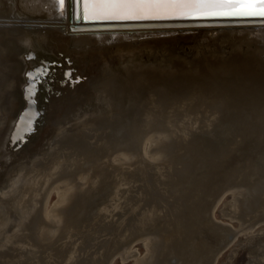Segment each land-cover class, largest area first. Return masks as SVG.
Listing matches in <instances>:
<instances>
[{
  "label": "bare ground",
  "instance_id": "obj_1",
  "mask_svg": "<svg viewBox=\"0 0 264 264\" xmlns=\"http://www.w3.org/2000/svg\"><path fill=\"white\" fill-rule=\"evenodd\" d=\"M58 3L0 0V93L8 96L0 104V123L5 127L14 124L12 93H37L34 107L39 110L41 132L38 141L30 142L27 154L39 148L40 158L53 150L48 144L46 148L38 146L47 133L51 142L53 137L57 139L53 143L57 147L70 136L88 141L92 131L100 127L110 128L107 132L113 133L102 131L99 143L106 141L115 147L107 167L97 165L105 152L81 156L78 162L82 168L75 175L68 174L78 153L51 159L53 163L64 160L57 171L62 179L44 178L38 195H34L46 194L43 223L35 227V241L45 245L60 240L66 229L87 227L91 221L101 223L95 230H105V223L115 222L118 229L111 237L110 255L101 253L105 248L98 250L86 256L91 264H111L117 255L122 261L134 255V264H214L217 252L235 235L228 226L231 235H220L213 223L214 210L227 191L225 188L222 194L216 184L211 186L215 180H209L212 157L221 160L216 164L233 166L232 178L245 172L227 189L233 193L232 188H236L238 193H233L231 218L237 219L246 233L264 222V163L256 166L264 158V138L258 139L256 128L257 119L264 125V71H257L247 60L254 48L262 47L264 51V39L252 42V34L246 32L262 31L264 26L208 27V31H229L218 36L214 43L219 44L214 46L207 35H194L190 41L181 34L179 42L170 43L173 36L133 34L146 30H69L67 19L59 17ZM237 30L244 32L232 33ZM184 31L179 29L178 33ZM191 42L194 46L186 45ZM85 44L89 47L82 53L81 49H68ZM93 62L97 65L95 76L80 86ZM179 78L192 80V89L175 94L172 84ZM231 82L234 86H224ZM243 82L242 88L239 85ZM46 87L55 95L50 105L42 104L44 93H50ZM73 92L81 96L67 106H54L74 97ZM8 100L11 107L4 105ZM50 107L55 109L48 112ZM44 110L47 114L43 118ZM123 117L128 121L118 125ZM57 130L62 134L60 138L54 134ZM109 150L107 147L106 152ZM36 161L8 165L0 183L12 172H34ZM55 189L57 202L65 204L59 210H55V204L46 214V202ZM207 198L210 203L205 201ZM34 208H28L31 218ZM250 214L253 216L247 219ZM38 215L37 210L35 218ZM11 234L0 241V255L9 254L24 236L23 231ZM221 238L223 246L218 245ZM138 241L144 242L142 257L132 251ZM82 245H75V255L66 259L80 263L76 253Z\"/></svg>",
  "mask_w": 264,
  "mask_h": 264
},
{
  "label": "rangeland",
  "instance_id": "obj_2",
  "mask_svg": "<svg viewBox=\"0 0 264 264\" xmlns=\"http://www.w3.org/2000/svg\"><path fill=\"white\" fill-rule=\"evenodd\" d=\"M32 19L33 18L28 20H32ZM19 20H24V19H19ZM34 21H37V18H34ZM22 28L34 29L35 27H22ZM228 32L229 31L222 32L218 36L221 37L222 34L224 35ZM96 34H100V33H96ZM96 34L93 36H96ZM181 34H183V36L186 37L184 33H176L174 35H170L169 37L173 36V39H171L170 43L179 42L178 37ZM218 36L212 37L207 35V38H210L211 41H213L211 43L212 44L211 46L219 44L218 42L214 43V40H216ZM193 37L187 36L185 39L192 41L194 39ZM250 39L252 42L253 41L256 42L258 40L261 41L262 39H264V30L262 34L251 36ZM263 43H259V44L261 45ZM105 44L108 43L105 42ZM188 44H193V43L192 42L187 43L186 45ZM87 46L88 45L86 44L83 47L82 45L69 46L68 49L70 50L72 49L74 51L81 49L80 53H82L83 52L82 50L86 49ZM111 46H115V45H110L109 47ZM192 46H194V44ZM253 46L252 48H254ZM58 54L60 55V53ZM61 54H62L61 56L64 57L63 53ZM249 56L250 59L247 60L251 61L252 64L256 66V70L264 71L263 48L261 47L257 50L254 48V50L253 51L251 50V52L249 53ZM28 58H31V56ZM64 58L67 59V56H65ZM132 61H136V60H132ZM89 68H91V70L87 72V74L89 75L84 77V81L80 84V86H83L84 82L90 81L95 76L94 69L97 68L95 62L91 63ZM84 69L85 68H83V70ZM191 81L192 80L186 78H179L175 80L172 84L173 90L177 92L175 94H184L186 91H190L192 89ZM244 85L245 82H243L239 86L243 88ZM224 86L232 87L234 86V84L233 82L226 84L224 83ZM47 88L48 87H46L45 89L50 91V93L49 94L44 93L45 98H44V102L42 103L43 105L52 104L53 97L55 96L52 93V90ZM12 94H13L12 97H14L13 102L16 108L18 107L17 110L18 112L15 113L16 111L15 108V111L11 113L12 121H14V124L11 123V125L9 126L6 125L5 127L4 123H0V137L2 136V140L0 141V158L2 159L0 160V179L2 178L5 170L8 168V165L9 167H11L12 165H15L17 162L20 163L21 161L22 162L25 161L27 163L29 162L34 163L36 159L37 161L35 163L36 170L34 172L32 171L26 174L18 173V172L12 174L13 173L12 172L8 174L6 179L0 183V241L3 238L10 237L12 235L11 232L13 233L17 231H23L24 233L23 238L19 239L11 247V252L9 254L0 255V264H76L74 258L71 259H66V258L67 256L75 255L74 253H72V251L75 250V245L77 244H83L81 247L77 249L76 254L81 258V261L78 264H83V261H85V264H91V258L86 259V256H92L96 254L98 250H101L103 248H105V252L103 251L101 253H105V255H110L109 251L113 243L111 242L112 240L111 237L113 238L115 237L113 235L114 231L118 229L117 227H115L116 226L115 222H111V224L105 223V230H95L96 226H101V223L96 221L89 222L87 227L85 226L79 228L72 227L64 231L60 240L54 239L53 241L45 245L37 243L35 241V235H34L37 232L35 228L37 224L43 223V216H41V213H43L42 209L45 205L44 203H45L46 194L41 192L39 197L37 196L34 197V195H38L39 188L43 184L44 178H51L53 181L62 179L61 175L57 171H59L60 166L64 163L63 162L64 160L62 161L58 159L56 162L53 163L51 162V159H53L56 155L61 156L64 154L71 155L78 153V157L76 159L77 162L75 163L74 166H71L69 168L70 172L68 174V175L70 174L75 175V173L82 168V166H79L80 163L78 162L81 156L90 155L92 153L95 154L96 152H105V156L101 158V161L98 162L97 165L99 168L107 167L110 162V156L113 155L114 153V151H112L111 149L115 147V144L106 141L105 144L104 143L100 144L99 143L100 137L98 135L102 131L107 132V129L109 130L110 128H105V129L103 127L95 128L94 131H92V135L87 139L90 142L81 140V138H77V137L73 138L70 136L69 138L67 137L68 139L64 144L58 145L57 147L53 146L54 145L53 143L56 142L57 139L53 137L51 142L50 140L51 135L47 133L45 137L40 141V144L38 146H40V148L42 147L46 148L45 145L48 144L49 146H51V149L53 148V150L45 153L47 155H43V157L38 158L37 153L39 148L31 149V151L27 154V152L30 150L28 149L30 146V142L34 143L35 140L38 141L41 132V126L39 125V119H40L39 110L36 109V107H34L35 96L37 93H12ZM72 94L74 95V97H72L69 100H66L64 103L63 102L60 103L59 105L55 103L54 106H58V108L62 106H67L70 102L74 101L76 98L81 96V93L73 92ZM6 95L7 94H5L4 100L7 99L8 97ZM215 96H217V94H215ZM18 97L21 98L19 101H18ZM187 98L192 99L196 97L189 96ZM4 105L12 106L13 104L10 105L8 100V103H5ZM53 109H55V107H50L48 109V112H50ZM210 110H214V109H210ZM52 113L54 115L56 112L53 111ZM46 114L47 112L43 114V118L45 117ZM221 115L224 116L223 112ZM125 120L126 122L128 121V119L126 118L124 119V117L123 119L121 118L118 125L122 121L125 122ZM262 127L264 128V125L262 124V122H260L257 119L256 128L259 132L257 134L258 137H260L258 138L260 140L261 138H264V129ZM119 128L116 129L118 130ZM260 131L263 133L261 134ZM107 133L111 135L113 132L111 130L108 131ZM3 134H6V137H3ZM54 134H58L57 136L59 138L62 135L60 133V130L55 131ZM107 147L111 150V151L109 150L110 151L109 153L106 152ZM120 148H122V146ZM211 159L212 160L210 161L214 160V162L211 164L210 167L211 169L209 168L210 169L209 173L211 172L209 180L212 181L215 179L213 184H211V186L216 184L218 186L219 192H221L222 194H225V192L227 191L224 197L222 196V198L219 200L220 203L218 202V205L214 210L215 221L213 223L216 222L215 225H217L216 227L220 235H222V233L223 236L225 237L231 235L227 233V226L228 228L230 227L231 230H234L233 233L235 235L234 239L229 245H227L225 248H222L217 252V256L214 264H248L249 262H258V261L259 263L264 264V259H263L264 258V248H263L264 222L258 223L256 226H254L255 228H253L250 231H247L246 233L243 232V227L242 225H240L238 220L231 218L234 215V213L232 212V208L234 206V202H233L234 200L232 197L235 195L233 193H235L236 195L238 193L235 192L236 188H232L234 190L233 193L231 191H229L230 193H228L229 190L228 188L231 187V185H233L234 179L238 180L239 177L245 173L244 170H242V172L238 175L233 174L236 176L237 179L232 178L230 175L231 173L230 170L233 168L232 165L224 167L221 164L215 163L221 160L215 157L214 159L213 157ZM242 163L243 162L240 161L239 165H242ZM263 163H264V158L261 161H257L256 166L262 167L261 164ZM110 168H112V166H110ZM206 174L208 173L206 172ZM52 180H49V182H51ZM225 188L226 191L224 192ZM31 200L33 201L35 200V201L33 203H30ZM57 200H58V194L56 192V189L51 190L50 196L47 200L48 202H46L47 204L44 209L46 210L45 211L46 214L49 213L52 208H54L55 204H58L56 206L58 209L55 210H59L64 206L65 203L63 204V206H60ZM205 201L208 202L209 199L207 198ZM31 206L35 207L33 210H31L34 212L32 218L31 216H28L30 213V210H28V208ZM37 210L39 215L35 218V214ZM252 216L253 214L248 215L247 219L248 218L250 219ZM20 222L21 225H19ZM221 225H223V227ZM225 237L223 238L226 243ZM223 238H221L222 241H219L220 243H218V245L221 244L223 246L225 244ZM104 241H105V246H104ZM132 251H136L139 257L144 256L145 254L144 242L138 241L137 243H135L132 246ZM83 256L85 259H83ZM111 264H134V255L126 261H122L120 259V256L117 255L113 257Z\"/></svg>",
  "mask_w": 264,
  "mask_h": 264
},
{
  "label": "water",
  "instance_id": "obj_3",
  "mask_svg": "<svg viewBox=\"0 0 264 264\" xmlns=\"http://www.w3.org/2000/svg\"><path fill=\"white\" fill-rule=\"evenodd\" d=\"M58 3L59 17H64L68 22L69 30H146L144 33H133L136 37H169L178 33L179 29H186L184 34L188 37L194 35L218 36L222 31H208V27H237V26H264V17L239 16V15H196L189 18L176 19H146V20H101L86 17L83 11L84 0H64ZM75 23L77 26H72ZM94 23V24H88ZM82 24V25H81ZM244 30L232 32L242 34ZM251 36L262 34L263 30H246ZM131 34V35H133ZM113 35H118L113 33ZM130 35V36H131ZM114 36V37H116ZM127 35L126 37H130ZM134 37V36H131ZM6 93H0V104L3 103ZM11 107V106H9ZM1 117V113H0ZM5 119L6 116L4 115Z\"/></svg>",
  "mask_w": 264,
  "mask_h": 264
},
{
  "label": "snow or ice",
  "instance_id": "obj_4",
  "mask_svg": "<svg viewBox=\"0 0 264 264\" xmlns=\"http://www.w3.org/2000/svg\"><path fill=\"white\" fill-rule=\"evenodd\" d=\"M83 11L86 17L101 20L176 19L198 14L264 17V0H84Z\"/></svg>",
  "mask_w": 264,
  "mask_h": 264
}]
</instances>
